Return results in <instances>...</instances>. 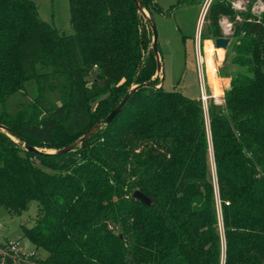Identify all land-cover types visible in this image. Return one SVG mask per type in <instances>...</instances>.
<instances>
[{
  "label": "trees",
  "instance_id": "obj_1",
  "mask_svg": "<svg viewBox=\"0 0 264 264\" xmlns=\"http://www.w3.org/2000/svg\"><path fill=\"white\" fill-rule=\"evenodd\" d=\"M141 3L162 12L153 0ZM68 6L66 35L32 0H0V104L34 80L40 109L0 111V206L14 216L37 203L33 224L20 225L34 252L0 253V264H264V10L242 14L226 48L236 68L206 124L200 99L156 87L152 32L134 0ZM233 14L228 0H211L200 40L220 37L219 19ZM37 65L64 81L53 109L43 106ZM144 82L70 152H29L13 138L63 148Z\"/></svg>",
  "mask_w": 264,
  "mask_h": 264
},
{
  "label": "rangeland",
  "instance_id": "obj_2",
  "mask_svg": "<svg viewBox=\"0 0 264 264\" xmlns=\"http://www.w3.org/2000/svg\"><path fill=\"white\" fill-rule=\"evenodd\" d=\"M32 1L35 3L42 19L56 27L60 33L72 34L68 0ZM154 1L162 11L151 13L157 30V46L162 66L160 74L162 87L167 91L176 89L189 98L202 100L200 93V85H202L206 100L201 102L207 124L208 108L223 104L224 90L229 83L228 76L236 68V65L232 64L229 57L226 56V49L214 46L216 38L200 40V31L204 20L202 19L199 24V17L204 0H185L180 4H176L177 0ZM228 2L234 10V14L233 16L222 15L219 24L221 28L220 37H228L229 46L234 40L233 33L239 28L242 14L250 12L258 17L264 10V4L261 0H228ZM147 50H151V44H148ZM206 50H209L210 56H212L214 75L218 83L217 93H215L210 82V69L206 63V56L208 55ZM50 72V67L36 66V74H41L40 81L45 87L42 97L43 106L53 109L61 104V87L64 81L63 79L54 78ZM199 72L202 76L201 80ZM37 96L36 82L29 80L25 82L22 90L8 97L4 105L0 104V111L4 109L3 111L11 114L24 111L26 115H34L40 110L35 107ZM95 103V100L91 102V109H94ZM43 150L48 151L47 149ZM209 163L212 177H214L211 150H209ZM36 214L37 203L35 201H31L28 209L22 212L21 215L11 216L0 206V243L4 244L3 247L7 250L11 244L17 243L18 249L13 252V256L17 259H21V256H28L35 250L34 245L28 239L22 237L20 225L31 226ZM218 225L221 232L219 214ZM115 233L117 232L115 231ZM35 255L43 259L47 256V252L38 250ZM221 260H223L222 257Z\"/></svg>",
  "mask_w": 264,
  "mask_h": 264
},
{
  "label": "water",
  "instance_id": "obj_3",
  "mask_svg": "<svg viewBox=\"0 0 264 264\" xmlns=\"http://www.w3.org/2000/svg\"><path fill=\"white\" fill-rule=\"evenodd\" d=\"M137 11L139 12V14H141V16L147 21L149 28L152 32V40H151V49L152 52L154 54L155 57V61H156V71H155V75L154 77H159L160 78V74L162 71V66H161V62H160V57H159V53H158V46H157V30H156V26L155 23L153 21V18L151 16V14L142 6L141 0H134ZM229 44V38L228 37H217L214 40V46L216 48H222V49H226L227 46ZM148 82H144L142 84H137V85H133L131 86L127 93L123 96V98L119 101V103L107 114V116L103 119H101L99 122H97L96 124H94L91 128H89L81 137H79L76 141H74L73 143L57 149V150H41L38 149L37 147H33L28 145L25 141H23L21 138L19 137H15L13 136V138L17 141V142H22V147L29 152H37V153H45V154H53V155H60V154H64L67 152H70L73 150L74 147H76L77 145H79L81 142H83L85 139H87L88 137H90L95 131H97L100 127H102L103 125L108 124L109 122H111V120L115 117V115L121 110L122 106L124 105V103L126 102V100L128 99V97L130 96V94H132L135 90H137L138 88L142 87V86H147ZM161 81L159 83L158 86L156 87H161ZM0 129L3 131H7V128L4 125L0 124ZM132 197L134 199L139 200L143 205L145 206H149L151 204V200L142 192H140L139 190H134L132 193Z\"/></svg>",
  "mask_w": 264,
  "mask_h": 264
},
{
  "label": "bare ground",
  "instance_id": "obj_4",
  "mask_svg": "<svg viewBox=\"0 0 264 264\" xmlns=\"http://www.w3.org/2000/svg\"><path fill=\"white\" fill-rule=\"evenodd\" d=\"M206 52L208 53V55L206 56V63H207L208 68L210 69L209 70V76L211 79L210 82L213 85V89H214L215 93H217L218 92V83H217L215 75H214V67H213V62L211 59L212 56H210L209 50H206Z\"/></svg>",
  "mask_w": 264,
  "mask_h": 264
},
{
  "label": "built area",
  "instance_id": "obj_5",
  "mask_svg": "<svg viewBox=\"0 0 264 264\" xmlns=\"http://www.w3.org/2000/svg\"><path fill=\"white\" fill-rule=\"evenodd\" d=\"M199 77H200V80H201L202 76H201V73L200 72H199ZM200 93H201L202 100L205 101L206 100V97H205V93L203 91L202 85H200ZM17 245H18L17 243L11 244V246L9 247L8 250L6 248H4V247H0V253L1 254H4V255L7 254V255H10V256H13V252H16L17 249H18V246Z\"/></svg>",
  "mask_w": 264,
  "mask_h": 264
},
{
  "label": "crops",
  "instance_id": "obj_6",
  "mask_svg": "<svg viewBox=\"0 0 264 264\" xmlns=\"http://www.w3.org/2000/svg\"><path fill=\"white\" fill-rule=\"evenodd\" d=\"M210 1L211 0H204L203 3H202V6L200 8L199 24H200V21L203 19L204 13H205L206 8L209 5ZM153 2H155V1L153 0Z\"/></svg>",
  "mask_w": 264,
  "mask_h": 264
}]
</instances>
